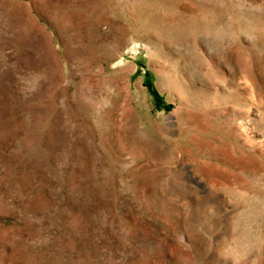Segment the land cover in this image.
<instances>
[{
	"label": "rangeland",
	"instance_id": "374dc122",
	"mask_svg": "<svg viewBox=\"0 0 264 264\" xmlns=\"http://www.w3.org/2000/svg\"><path fill=\"white\" fill-rule=\"evenodd\" d=\"M0 264H264V0H0Z\"/></svg>",
	"mask_w": 264,
	"mask_h": 264
},
{
	"label": "bare ground",
	"instance_id": "6f19581e",
	"mask_svg": "<svg viewBox=\"0 0 264 264\" xmlns=\"http://www.w3.org/2000/svg\"><path fill=\"white\" fill-rule=\"evenodd\" d=\"M165 2V1H164ZM158 3V2H157ZM164 5V4H163ZM165 6V5H164ZM156 11V10H155ZM149 12H152V11H149ZM167 12V11H166ZM154 13V12H153ZM143 14H145V12L143 13ZM142 14V15H143ZM142 15H141V18H142ZM148 15H150V14H146V16H148ZM152 15V14H151ZM151 15H150V17H151ZM208 15V14H207ZM145 15H144V17L145 18H149V16L148 17H146ZM158 16H159V14H158ZM157 16V17H158ZM152 18H154V16L152 17ZM156 18V17H155ZM160 18V17H159ZM177 18V17H176ZM178 19V18H177ZM183 19V18H182ZM184 19H185V17H184ZM189 19H191V18H189ZM151 20V19H150ZM158 20V19H157ZM156 19L154 20V22L155 21H157ZM187 20V19H186ZM209 20V19H208ZM178 21V20H177ZM219 21V20H218ZM140 22H142V21H140ZM147 22H151V21H147ZM146 22V23H147ZM158 22V21H157ZM181 22V21H180ZM184 22H186L185 20H184ZM190 21H188V23H189ZM143 23V22H142ZM142 23H140V25L142 26L143 24ZM145 23V22H144ZM146 23H145V25H146ZM151 24V23H150ZM186 24H187V22H186ZM194 24V23H193ZM152 25V24H151ZM155 26V25H154ZM180 26H181V24H180ZM183 26V25H182ZM188 26V25H187ZM151 27V26H150ZM157 27V26H156ZM178 27V26H177ZM186 27V26H185ZM217 28V27H216ZM152 29H154V27L152 28ZM180 29V28H179ZM182 29H183V27H182ZM182 29H180V30H182ZM186 29H187V27H186ZM158 32V31H157ZM179 32H181V31H179ZM179 32H177V33H179ZM159 33V32H158ZM181 34V33H180ZM198 67V66H197ZM166 123H167V125L168 126H172L173 125V122L171 121V116L170 117H168L167 118V121H166ZM172 128V127H171ZM123 133V132H122ZM169 133V132H168ZM127 134V133H126ZM123 136V135H122ZM181 137V136H180ZM136 138V137H135ZM137 139V138H136ZM183 141L184 142H189V140L186 138H184L183 139ZM193 142V141H192ZM132 143V142H131ZM136 144V143H135ZM134 147H135V145H134ZM133 148V147H132ZM139 149V148H138ZM140 150V149H139ZM192 156H191V161L193 162V164H194V167H195V169H196V171L199 173V174H201V176L202 177H204L205 179H209L210 177H212V176H214V174L212 173V172H209L208 174H205V171L203 170V168H206L205 166H207L208 168H214V165L216 164V161L214 160V158L211 156V155H209L207 152H204V151H196V152H194L193 154H191ZM171 158V157H170ZM215 161V162H214ZM223 163V162H222ZM224 165L226 164V163H223ZM204 172V173H203ZM226 173H228V172H226ZM230 173V172H229ZM190 178V177H189ZM223 179H224V181L225 182H227L228 180H227V178L229 179V175L228 174H226V175H224L223 177H222ZM221 179V178H220ZM223 179H221V180H223ZM201 188V187H200ZM159 202V201H158ZM154 203V202H153ZM152 203V204H153ZM160 203V202H159ZM162 203V202H161ZM160 203V204H161ZM162 205V204H161ZM167 205H169V204H167ZM186 205V211H189L190 212V210H191V204L190 203H186L185 204ZM154 206H155V203H154ZM157 206H158V204H157ZM246 207H249V206H246ZM170 208V207H169ZM165 211H166V209H165ZM192 211V210H191ZM226 217H228V216H226ZM241 218V217H240ZM226 219V218H225Z\"/></svg>",
	"mask_w": 264,
	"mask_h": 264
}]
</instances>
